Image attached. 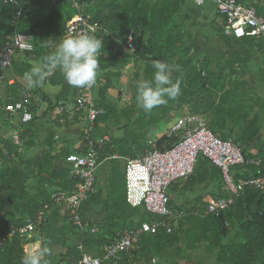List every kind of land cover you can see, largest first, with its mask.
<instances>
[{
  "label": "trees",
  "instance_id": "trees-1",
  "mask_svg": "<svg viewBox=\"0 0 264 264\" xmlns=\"http://www.w3.org/2000/svg\"><path fill=\"white\" fill-rule=\"evenodd\" d=\"M77 1L80 5L84 2L91 3L93 13L89 14L88 10H82L81 14L87 17L90 24L98 28L92 36L107 37L112 44L120 43L124 47L129 33L132 32L133 56L136 59L146 61L147 65L144 67V72L147 74L148 80H152L153 78L154 69L152 64L154 61L168 63L173 66V71L179 78L180 83L185 81V89L182 95L188 99L189 112L201 114L205 117L208 116L209 112L217 115V121L213 122L211 119H208L207 125L214 134L222 139H232L231 136L235 132L239 134L237 139L232 140L243 151L247 164L242 167H235L233 171L239 172V169L246 168L247 172L244 174L240 172L236 176L239 178H248L251 175L259 176L264 174V144L260 145V151L255 152V155L249 150L252 140L256 138L259 132L257 130L259 123H255L258 118L251 113V109L252 106L257 105L264 107V101L260 104L253 97L238 94L236 92L238 85L229 87V84H233V82L227 80L224 74L220 73L216 75L210 70L209 64L206 61L200 62V67L197 68V71L192 67L191 59H187V53L190 49L185 47L187 39L186 33H188V30L179 29L177 25L173 24L175 20L179 19L181 0ZM16 2L17 4H0V53L9 43L11 35L16 32L25 33L32 36L34 50L32 52H25L24 54L28 56L33 55L41 60L42 57L53 52L50 50V47L55 45L59 41V38L65 35L67 24L72 20L70 15L72 13L75 15L76 11L70 4H52L51 0H16ZM68 8L72 12L65 13ZM255 8L257 13L264 18V5L262 7L256 6ZM18 9H22V15L18 22L12 24L11 21ZM61 15H66V17L63 18ZM169 26L174 28V32L165 33V37H161V33L163 31L167 32L165 29H169ZM221 32L227 43L232 40H244L251 47L256 48L260 55H262V62L264 64V38L246 37L235 39L226 36L222 28ZM125 50L128 49L125 48ZM188 71H191V73L193 71L192 75L191 73L188 74ZM62 80L63 76L59 70H54L44 82L59 84ZM107 87H100L101 89H98L97 104L104 107L106 113L96 120V129L94 134L91 135L92 147L97 153V162L99 165L106 160H113L114 155L125 158H136L146 150L151 149L148 141H140L137 136H132V141L125 138L111 139L110 137L107 141H98L103 134L99 127L104 124L108 112H110V107L105 99ZM75 90L77 91L73 95V99L77 95L78 88ZM200 92H202V95L199 99L195 101L190 99ZM31 93L40 97L42 101L46 99L37 90H31ZM20 96L21 94L7 101L12 102L20 98ZM247 100L248 102H246ZM48 103L49 105L47 107L49 108L51 107V102L48 101ZM31 110L34 112L31 122H34L37 118L35 115L37 105H31ZM62 117L65 116L62 115ZM29 123H24V125H28ZM24 129L21 134L26 144L30 142L27 138H30V135L34 131L30 125ZM179 139L180 132L177 136L171 137L165 134L160 140H156V144L159 149H164L170 147ZM3 155L5 153L3 152V147H1L0 158ZM251 160H260V165L249 164L248 162ZM207 161H209L207 158L199 156L193 173L187 179L189 180L194 177L198 164L202 162L205 164ZM112 165V168L117 172V162L113 161ZM215 175L218 177L217 184L219 188V194L215 198H225L228 194L225 191L220 169ZM235 177L234 180L237 181L239 178ZM76 182L77 180L72 176L70 179L61 180L52 178L47 174L40 179V192L37 195L23 197L24 211L22 217L9 216L5 212L0 214V264H22V258L25 255L23 244L26 238H28V235L26 238L20 237L18 230L27 223L34 222L37 213L40 210H45L43 208L44 204H48L49 207L52 206L51 204L53 203L50 200L52 193L59 190L73 191L76 187ZM48 186L50 187L48 188ZM2 187L0 173V190ZM183 206L184 204L174 206L173 200L171 199L170 201V207L172 209L183 211L185 215L187 208L184 210ZM129 209L132 210L133 215L137 214L140 209H143L147 213L144 207H131L126 203L124 206L120 205L117 213L92 224L100 231L98 239L95 242L96 245L100 246V249L103 250L107 244L119 237L125 229L136 226L143 221H152L155 219L153 215L148 214L143 220L133 223L131 219L133 215L124 217ZM205 209L206 206H202L198 214L192 213L193 215L190 218H193L195 224L191 229V235L194 237L197 234H202L206 230L211 233L214 232L215 238L219 240L228 237L234 231L233 240L228 239L219 246L217 252L218 263L255 264L258 261L259 255L264 252V190L250 187L243 189L235 197L233 204L227 210L217 215L211 213L206 214ZM194 211L195 208H191V212ZM46 224L47 219L44 218L38 227L39 233L44 231ZM173 224L174 221L172 222V230L169 233L164 229H160L154 234H143L140 241L141 245L139 244L140 246L131 249L132 252L136 254L145 251L149 246V242L152 243L153 248L157 252L166 249L169 245L171 246L177 235L174 232L175 228ZM73 227L76 228L74 225ZM12 231L15 232L9 237L8 234Z\"/></svg>",
  "mask_w": 264,
  "mask_h": 264
},
{
  "label": "built area",
  "instance_id": "built-area-1",
  "mask_svg": "<svg viewBox=\"0 0 264 264\" xmlns=\"http://www.w3.org/2000/svg\"><path fill=\"white\" fill-rule=\"evenodd\" d=\"M211 1L219 16L224 20L222 31L226 36L235 39L264 38V18L257 13L255 7L241 3L239 0ZM194 2L197 5H203L205 0H194ZM51 3L70 4L76 11L75 17L67 24L66 36H92L98 30L95 25L88 22L86 16L81 14L83 5H80L77 0H51ZM0 4H17V2L16 0H0ZM22 12V9L15 12L12 24L18 22ZM124 48L134 51L132 32L129 33ZM33 50L34 44L31 35L19 32L11 35L9 43L0 53V85L15 54ZM12 82L11 80L10 83ZM98 88L97 76L96 83L92 87L78 88L73 101L59 98L54 101L53 105L55 113L83 114L86 121L85 132L88 147L81 152H71L65 156L66 162L71 167V176L77 180L76 187L73 191L59 190L50 195V200L56 205H61L62 212L78 232H82L84 227L82 207L96 188L95 173L99 164L97 153L92 147L91 135L96 129V120L106 113L105 108L97 104ZM42 103L40 97L32 94L30 90H24L20 98L3 105V110L7 115L21 114L22 122L28 123L33 119L34 114L31 105H37V112ZM179 132L180 139L168 148L159 149L156 140L151 139L148 141L151 146L150 150L136 158H125L126 200L131 207H144L146 212L153 215L155 219L143 221L125 229L119 237L103 248L101 257L83 252L82 246L78 245L80 264L116 263L124 253L139 246L143 234H154L160 229H164L167 233L171 232L172 222L181 219L184 212L170 207L169 189L173 184L188 178L193 173L199 156L207 158L220 169L225 191L228 194L225 198L210 200L206 205V214L217 215L227 210L233 204L235 197L247 187L264 190V174L234 180L232 177L233 168L247 164L243 151L232 139H222L214 134L200 115L189 111L185 112L169 127L166 134L171 137L177 136ZM21 133V127L12 130L10 139L15 147L24 146L25 139ZM108 138L106 134H102L98 141H107ZM118 157L117 155L113 156V158ZM248 163L258 166L260 160H251ZM48 206V204H44L43 208L46 209ZM44 218L45 213L40 210L34 222L27 223L18 230L20 237L26 238L34 231L39 234L38 227ZM14 232H10L8 236H12Z\"/></svg>",
  "mask_w": 264,
  "mask_h": 264
},
{
  "label": "rangeland",
  "instance_id": "rangeland-1",
  "mask_svg": "<svg viewBox=\"0 0 264 264\" xmlns=\"http://www.w3.org/2000/svg\"><path fill=\"white\" fill-rule=\"evenodd\" d=\"M182 2L190 6L194 11L198 13L202 12L203 14L211 5L207 15H187V12L184 14V12L181 11L179 14L180 16H177L179 19L175 20L173 23L177 25L179 29L188 30V33H186L187 39L185 47L190 49L187 53V59H191L192 67L197 71L201 61L208 62L211 71L216 75L220 73L224 74L227 80L233 82V84H229V87L238 85L236 89L238 94H242L246 97H253L261 104L264 101V64L262 62V55H260L259 51L251 47L250 44L246 43L244 40H232L229 43L225 41L220 30L224 20L220 16L218 17L216 9L210 4L212 3L211 0H205L203 5H196L193 3V0H182ZM250 4L262 7L264 5V0H250ZM165 30L167 32L163 31L161 37H165V33L174 32V28L171 26H169V29ZM95 37L102 40V49L98 56L99 68L97 76L99 88L108 86L105 99L110 107V112H108L107 118L103 124L105 126V129L103 128L104 134L111 139L127 137L129 141H132V136H137L139 140L143 142L151 139L160 140V138L168 132L169 127L182 114L190 111L188 99L182 95L185 89V81L180 83L181 93L176 99L172 100L165 97L167 103L162 106L159 105L154 107L151 111H145L138 106L137 87L139 83L148 81L147 74L144 72V67L147 65L146 61L136 59L135 56H133V51L125 50L120 43L112 44L107 37L104 36L96 35ZM17 63L21 64V61ZM27 70V68H23L24 72ZM187 73L190 74L191 71ZM174 74V71L170 73V78L174 76L171 78L173 82L179 79L176 74ZM6 76H8V74ZM4 86H6V83L0 85V104H4L5 102L2 94L5 88ZM21 86L24 87L18 88L16 92H21V90L27 88V85L21 84ZM201 95L202 92L190 99L195 101L199 99ZM246 102H248V100ZM1 106L2 105H0V107ZM251 111L250 112L258 118L255 123H259L257 128L259 132L256 138L252 140L251 148L249 149L250 152L255 155V152L257 153L260 151V145L264 144V107L259 105L252 106ZM62 115L66 114H58L54 111L53 122H47V124L50 125H43L38 122V133L44 134L45 127L58 125L60 123L59 121H62ZM200 116L207 124L208 119H211L213 122L217 121V115L212 112L208 113V116H206L207 119L201 114ZM20 120L21 117H19V115H6L3 110H0V148L3 147V152L5 153V155L1 156L0 173L8 177L6 181L9 183V188L13 187V184H15L17 188H20L21 183L25 181V179L22 180V182L19 181V179L23 177V175L20 174V167L24 164L23 160L25 161L24 153L30 147L28 142L21 148L15 147L10 139L13 128L16 125L23 124ZM85 124V121H80L76 125L77 128H79L77 132L78 136H76L78 140L83 136L82 134H84L82 129L85 127ZM23 126L26 127L24 124ZM52 135L53 143L54 141H57V144L64 142L60 140L59 136L54 138L56 134L52 133ZM238 135L239 134L235 132L231 138L237 139ZM73 143L74 142H70L72 148L75 145H73ZM70 145L63 146L64 148L59 154L60 157L66 153ZM75 150L77 151L79 149ZM113 161H118L121 165L120 167H123L125 164V160L123 161L121 159L106 160L97 168L95 177H98L100 172L101 174L106 173L109 167L112 168ZM53 164L52 162H40L38 167V163H33L31 173H37V177L46 176L47 174L45 173L50 170ZM49 187L50 186H48V188ZM171 191L172 190L169 189L174 206H179L182 203L179 195L176 194L175 191L173 193H171ZM185 209L186 208H184V210ZM185 211L186 213L181 219L174 221V232H176L177 235L171 246L169 245V247H166V249L169 250L167 260L165 261L163 257H157V264H164V261L165 264H221L217 261L219 246L228 239L233 240L234 231L228 237L219 240L215 238L214 232L211 233L206 230H204L202 234H197L193 237L191 235V229L195 222L193 218L190 217L193 214H198L199 211L191 212V208ZM147 216L148 213L140 209L137 214L133 215V218L135 221L140 217L146 218ZM259 258L261 259L260 263L264 264V252L262 255H259L258 259ZM255 264L258 263L256 262Z\"/></svg>",
  "mask_w": 264,
  "mask_h": 264
},
{
  "label": "crops",
  "instance_id": "crops-1",
  "mask_svg": "<svg viewBox=\"0 0 264 264\" xmlns=\"http://www.w3.org/2000/svg\"><path fill=\"white\" fill-rule=\"evenodd\" d=\"M239 1L241 3L256 7L255 4H250V0ZM180 3L181 11H183L184 14L185 12H187V15L203 14L202 12L198 13L194 11L190 6L184 4L182 0L180 1ZM193 3L196 4L194 0ZM210 4H212V7L215 8L213 3ZM82 5L83 10H88L89 14L93 13V10H91L90 2H84L82 3ZM210 7H208L209 10ZM208 9L203 15L208 14ZM66 12L70 13L72 12V10L67 9L65 13ZM61 16L63 18L66 17V15ZM70 16L72 17V19L75 17L74 13H72V15ZM65 37L68 36L64 35L60 37L59 41ZM59 41L55 43V45L50 47L51 51L55 50V47L59 43ZM19 61H21V64L17 63ZM39 61L40 59L33 55L28 56L24 53H16L13 57L11 66L4 73L2 81V83H6V86H4V91L2 92L6 102H4V104H0L2 105V109L0 107V110H3V105L11 102H8V99H14V97L22 94L24 90H37L46 98L43 101L40 109L35 114L37 118L34 120V122L30 121V123L28 124L33 128L34 132L32 135H30V138H27V140L30 141L28 142L30 148L25 151V161L23 160L24 164H22V167H20V174L23 175V177L19 179V181L22 182V180L24 179L25 181L21 183L20 188H17L15 184H13V187H10L13 189H10L8 187L9 183L6 181L8 180V177H5L4 174L1 173V184L3 187L0 190V214L5 212L9 216L14 217L23 216L24 207L22 199L24 196L31 197L37 195L38 192H40L39 183L42 177H40L39 175V177H37V173H31L33 163H38L39 167L40 162H52L54 163L53 166L50 168V170L47 169L48 172H46L45 174H49L52 178L56 179H70L71 167L70 164L66 162L65 156L71 152H81L88 147V139L86 138L85 127L82 129V132L84 133L82 134L83 136H81L79 140L78 138H76V136H78L77 132L79 129L76 126L77 123H79L80 121H85L83 114L74 112L64 113L66 115H64L65 117H61L62 121H59L60 123L58 125L56 124L53 127H45L44 134L38 133V122L43 125L47 124V122L50 121L53 122L55 111L53 106L54 101L59 98H67L70 101H73V95L77 91L75 90L77 87L70 86L63 78L62 82H60L59 84L44 82L40 86L31 88H28V86H26V89L24 88L23 90H21V92H16L18 88L20 89L24 87H22L21 84L27 85L23 78V74L25 73L23 71V68H27L29 70L34 64L38 63ZM7 74L8 76H6ZM11 80L13 81L12 83H10ZM48 101L51 102V107L49 108L47 107L49 105ZM4 114L6 113L4 112ZM17 115L21 117V114ZM20 122H22V120H20ZM23 124L16 125L14 128L21 127L22 131H24L25 127L23 126ZM28 125L25 124L26 127ZM103 128L105 129V126L100 125L99 129L104 134ZM52 133L56 134L54 138L59 136L60 140L64 142H60L59 144H57V141H54L53 143ZM69 136H71L72 138ZM125 139H127V137H125ZM70 142H74L73 145H75L73 148L70 145ZM66 145H70L71 147L69 146V149L66 151V153H64L63 156L60 157V151H62V149L64 148L63 146ZM75 149L79 150L76 151ZM117 159H121L124 161L125 157L119 156L118 158H113V160ZM99 166H101V164ZM120 166L121 165L117 161V172L113 168L109 167V170L106 171V173L101 174L100 172L98 177H96V188L94 192L95 194L93 193V196L82 207V219L84 226L82 232H77V229L74 228L73 225L68 221L66 215L62 212L61 205H56L54 202H52V206H48V208L44 210L45 218L47 219V224L44 231L39 234L30 233L28 235V238H26V241L23 244L24 253L26 254L29 251L39 253L43 248L47 247L49 251L47 254L41 256V264H80V250L78 249V245H81L83 252L89 253L96 257H101L103 250L99 248V245L95 244L100 231L92 224L99 222L109 215L117 213L120 205L124 206L126 203H128L126 200L124 176L125 164L123 167ZM218 170L219 169L217 168V166L213 165L211 161H207L205 162V164H203L202 162L197 165L194 177L189 180L186 178L184 180L178 181L176 184H174V186L171 187V193L175 191L176 194L179 195L182 201L181 204H184V208L190 209L194 207V212L200 211L202 206H206L210 200L215 199V197L219 194V188L217 184L218 177H216L215 175ZM240 172H243L244 174L247 172V169H239V172L232 170V177H235ZM235 178L239 177L236 176ZM94 196L96 197L92 199ZM132 215L133 212L129 209L125 213L124 217ZM131 219L133 223H137L144 218L140 217L138 220L134 221V218L132 216ZM148 245L149 246L143 252L134 254L132 250H130L124 253L116 263L108 264H157V257H163L165 261L167 260V254L169 253V250L163 249L157 252L153 248L151 242H149ZM260 262L261 259L259 258L257 263L262 264Z\"/></svg>",
  "mask_w": 264,
  "mask_h": 264
},
{
  "label": "clouds",
  "instance_id": "clouds-1",
  "mask_svg": "<svg viewBox=\"0 0 264 264\" xmlns=\"http://www.w3.org/2000/svg\"><path fill=\"white\" fill-rule=\"evenodd\" d=\"M102 40L90 35L68 36L59 41L55 50L45 55L23 74L28 87H37L44 83L54 71L59 70L67 84L72 87H92L98 74V56L101 53ZM152 80L138 84V106L145 111L167 103L168 99H176L180 93V81L170 78L173 66L163 61H154ZM43 248L39 253L27 252L22 264H41V256L48 253Z\"/></svg>",
  "mask_w": 264,
  "mask_h": 264
},
{
  "label": "bare ground",
  "instance_id": "bare-ground-1",
  "mask_svg": "<svg viewBox=\"0 0 264 264\" xmlns=\"http://www.w3.org/2000/svg\"><path fill=\"white\" fill-rule=\"evenodd\" d=\"M227 193V192H226ZM210 214V213H209Z\"/></svg>",
  "mask_w": 264,
  "mask_h": 264
}]
</instances>
